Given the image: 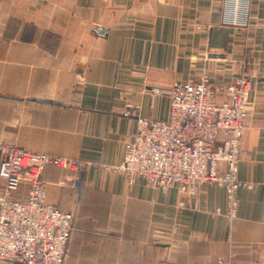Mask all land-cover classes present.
Returning a JSON list of instances; mask_svg holds the SVG:
<instances>
[{
	"label": "crops",
	"instance_id": "obj_1",
	"mask_svg": "<svg viewBox=\"0 0 264 264\" xmlns=\"http://www.w3.org/2000/svg\"><path fill=\"white\" fill-rule=\"evenodd\" d=\"M242 69L245 186L232 222L223 188L164 192L105 170L136 132L126 103L166 119L168 97L149 86L228 84ZM0 140L86 163L42 172L46 202L74 214L64 264H264V0H0Z\"/></svg>",
	"mask_w": 264,
	"mask_h": 264
},
{
	"label": "built area",
	"instance_id": "obj_2",
	"mask_svg": "<svg viewBox=\"0 0 264 264\" xmlns=\"http://www.w3.org/2000/svg\"><path fill=\"white\" fill-rule=\"evenodd\" d=\"M250 90L246 69L228 84L215 85L203 75L195 81H177L167 90L149 86L146 91L152 97H168L166 119L141 118L140 104L126 103L124 115L137 119L136 132L125 144L123 160L105 170L122 175L129 185L143 179L164 192L173 186L186 195H195L204 185L223 188L225 216L232 222L237 191L245 186L238 168ZM48 166L82 172L86 163L25 151L0 140V264L65 262L74 214L46 202L42 172ZM23 184L27 197L18 200L13 195Z\"/></svg>",
	"mask_w": 264,
	"mask_h": 264
},
{
	"label": "water",
	"instance_id": "obj_3",
	"mask_svg": "<svg viewBox=\"0 0 264 264\" xmlns=\"http://www.w3.org/2000/svg\"><path fill=\"white\" fill-rule=\"evenodd\" d=\"M95 30H96V32H97L99 35H104V34H105V30L102 29V28L97 27V28H95ZM82 180H83V178L81 177V178L76 182V187H77V189H78L79 192H80V190H81Z\"/></svg>",
	"mask_w": 264,
	"mask_h": 264
},
{
	"label": "rangeland",
	"instance_id": "obj_4",
	"mask_svg": "<svg viewBox=\"0 0 264 264\" xmlns=\"http://www.w3.org/2000/svg\"><path fill=\"white\" fill-rule=\"evenodd\" d=\"M203 76V75H202ZM233 264V263H232Z\"/></svg>",
	"mask_w": 264,
	"mask_h": 264
}]
</instances>
